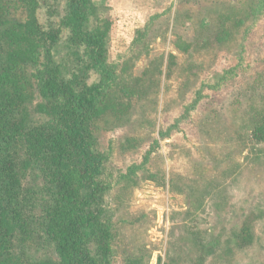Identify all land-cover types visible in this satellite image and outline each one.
Listing matches in <instances>:
<instances>
[{"label":"rangeland","instance_id":"rangeland-1","mask_svg":"<svg viewBox=\"0 0 264 264\" xmlns=\"http://www.w3.org/2000/svg\"><path fill=\"white\" fill-rule=\"evenodd\" d=\"M94 1L119 76L94 124L110 264H264V143L249 138L264 15L241 18L247 0ZM65 7L47 0L41 23L59 25ZM68 37L54 55L69 73Z\"/></svg>","mask_w":264,"mask_h":264},{"label":"trees","instance_id":"trees-1","mask_svg":"<svg viewBox=\"0 0 264 264\" xmlns=\"http://www.w3.org/2000/svg\"><path fill=\"white\" fill-rule=\"evenodd\" d=\"M46 4L0 0V264H110L108 158L94 124L119 79L109 60L112 22L94 0H66L60 24L46 28ZM262 15L264 0L241 11ZM64 30L69 73L54 55ZM255 101L249 138L261 144L264 92Z\"/></svg>","mask_w":264,"mask_h":264},{"label":"crops","instance_id":"crops-1","mask_svg":"<svg viewBox=\"0 0 264 264\" xmlns=\"http://www.w3.org/2000/svg\"><path fill=\"white\" fill-rule=\"evenodd\" d=\"M165 0H160L161 3H163ZM168 1V0H166ZM161 3L159 5H161ZM159 11H162L163 10V7L160 9V8H157Z\"/></svg>","mask_w":264,"mask_h":264}]
</instances>
